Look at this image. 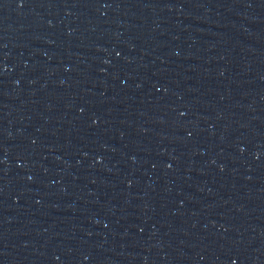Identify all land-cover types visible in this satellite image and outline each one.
Instances as JSON below:
<instances>
[{
	"label": "water",
	"instance_id": "water-1",
	"mask_svg": "<svg viewBox=\"0 0 264 264\" xmlns=\"http://www.w3.org/2000/svg\"><path fill=\"white\" fill-rule=\"evenodd\" d=\"M0 264H264V0H0Z\"/></svg>",
	"mask_w": 264,
	"mask_h": 264
}]
</instances>
